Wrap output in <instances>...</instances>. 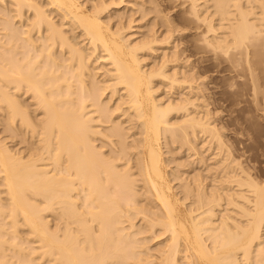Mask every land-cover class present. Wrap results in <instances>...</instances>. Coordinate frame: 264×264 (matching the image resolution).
<instances>
[{
	"label": "bare ground",
	"instance_id": "obj_1",
	"mask_svg": "<svg viewBox=\"0 0 264 264\" xmlns=\"http://www.w3.org/2000/svg\"><path fill=\"white\" fill-rule=\"evenodd\" d=\"M148 1L0 0V113L24 145L0 137V264H264V179L215 124L202 64L183 69L194 48L264 101V0H166L192 49ZM149 11L163 30L135 35ZM171 144L206 174L170 169Z\"/></svg>",
	"mask_w": 264,
	"mask_h": 264
},
{
	"label": "rangeland",
	"instance_id": "obj_2",
	"mask_svg": "<svg viewBox=\"0 0 264 264\" xmlns=\"http://www.w3.org/2000/svg\"><path fill=\"white\" fill-rule=\"evenodd\" d=\"M131 1H134V0H131ZM142 1L144 2V0H142ZM156 1H158L159 3L162 4V5L160 4V6H159V7H161L160 9L163 10L162 11V15L163 14H165L167 16L171 15L170 16V17H172L171 19H174V20H175V18H178L177 17L178 16L177 14H179V12H178L179 10H177V7L176 6H174V8L172 7L173 6L172 5V2L167 1V2H169V3H167L166 0H163V3L160 2L162 0H156ZM148 2H149L148 0H145L144 4H145V6L148 4L147 6L150 7V5H149L150 3H148ZM168 6L170 8L172 7L174 10L173 9H170ZM164 8H165V10H164ZM137 13H135V14H137L138 17L136 15H134V18L136 17L135 20H138V19L139 20L136 21L135 23L132 22L133 23V27H134V25L136 26V27H134V29L137 30V27L138 28L141 27L142 24L145 21H146V23L143 24V26H144L143 29H142V27L138 29L139 32L142 30L140 32V34H136V33H138V31L136 32L134 30L136 32L135 35H138L139 36V35H142V33H145L147 31V23L148 22H150L151 24H153L152 22L155 21L154 28L157 26V24L159 22H161L160 21L161 19L159 20V16L157 17L153 11H149L147 13L148 15L146 14L144 16H140L141 14L139 12H137ZM166 13H169V15L166 14ZM175 13H176V17H174L175 16ZM141 17H143V18H141ZM149 17H151V18H149ZM156 19H157L158 23H157ZM178 19H176L177 21L175 20V22H176V23L174 22L175 25H177V27H178V25H180V26L182 24H184V25H182L181 27L180 26L178 27V29H177L178 32L176 30L174 32L173 37L175 36L174 38L176 40L178 39V37H180L178 39V41H179V40H181V38H182V36L184 34L182 40L184 39L186 41L187 38H188V41H186L187 43L184 40H183L184 41L183 43H185V45L188 44L187 45L188 46L187 48L189 49V48H191L190 46H191L192 41H193L192 40L193 39L192 37L194 35L193 34L194 33L193 28L191 29L192 23H189V21H184V20H182L183 22H181V19H179V24H177L178 23ZM141 20H142V22H141ZM184 22H186V23H184ZM160 25L161 24H158V26L156 28L159 27L158 30L159 31H162L163 28H164V25H161L162 28H161ZM187 25H189L188 26L189 29L186 28ZM182 27H183L184 33L181 30ZM184 28H186V30ZM144 29H145V31H144ZM190 29L192 31H190ZM177 33H179L181 35H179ZM176 35H179V36H176ZM185 35H187L189 37H187ZM190 41H191V44L188 43ZM170 44H171V42L169 43V46H170ZM181 44L182 43H180L179 46H181ZM169 46L165 47V49L168 48ZM188 49H186V51L187 52H190L192 48L190 49V51ZM192 51L195 52L196 49L194 50V48H193ZM192 51H191L190 54L184 53V55L188 54L189 55V58H191V59L186 60L187 61V64L185 66L182 64L181 67L184 66L183 69H185L187 67L189 61L191 62V60L192 61L195 60V64L199 61L198 64H196V65H200V64L203 65V66L200 65L201 66L202 73H201V77L198 78L197 82L202 81V84H203L202 86H204L203 88L206 89V90H202L204 92L203 93L204 98L206 99L205 103L208 100L207 103H209V104H207V105H208V108L211 111L212 118L213 119L215 118L214 119L215 124L217 125V127L220 126L218 128H220L222 130L221 131L222 134H224V135L227 136V137L224 136V138H226V140L232 145L231 146L232 147L231 149H232L233 154L236 155L235 157H238L239 156L238 157V160L240 162L242 161V164L243 165L244 164H246V165L249 164L250 165V163H251L250 166H252V165L256 166V167H253L252 166V168H254L255 171H253V169L251 171L254 172V173H258L259 172V174H257V176L259 175L258 177L264 179V109H262V107H264V106H262V105H264V101H261V100H258V99H257V101L255 99L253 100V97L254 96L252 95V93H250L251 92L250 89H249L250 87H248L249 85L246 83V81H244V80H246V78L244 76H242V78L244 77L245 79L240 80L241 79V76H237L236 75L237 76L236 77L235 76V73L236 72L235 71L233 72V70L230 69V64L229 63H227L226 61H223V60L221 61V59H219V61H218V59H216L215 62H214V59L208 60V59H205L204 57L203 58L202 57L200 58V55L198 54L199 52H196L197 53L196 54L194 52L192 53ZM191 54H195V55H191ZM197 56H199V57H197ZM194 57L196 59H194ZM200 59H205V62H204V60H201V62H200ZM208 61H209V64L207 63ZM203 62L205 63V65L206 64L207 65L205 66ZM210 63H212L213 66ZM215 65H218V66H215ZM226 65H228V66H226ZM223 66H224L225 70H224V68H222ZM225 66L227 68L229 67L228 70H227V68ZM202 67H204V68L202 69ZM215 67H217L216 68L217 70L215 69ZM197 68H198V66H197ZM212 68L215 69V70H213ZM229 69L231 71H229ZM201 70H200V72H201ZM232 72L234 73V75H233ZM230 75H231V78L229 77ZM232 75H233V77H232ZM232 78L234 79L235 84L233 83V79ZM199 79H201V80H199ZM202 79L205 80V81H203ZM242 81H244V82H242ZM231 82H232V84H230ZM241 82H242V84H241ZM243 83L247 84L248 86L245 85V84L243 85ZM205 85H206L207 88L205 87ZM161 87H162V91H163V93H161V94L164 95L165 94L164 93L165 92L164 90H165V88L168 89V87H166V86H161ZM166 94H165V97H167L169 95V94L168 95H166ZM206 95L208 96V98H207ZM260 95L262 96L261 93H259V97H260ZM22 98L25 99V100H27V102H30V98H28L26 96H23ZM260 98L262 99V97H260ZM0 116H1L0 120L2 119L0 121V137H1L3 135V133L5 132V130L3 128L4 125H2L4 123V121H3V117L1 115V113H0ZM6 133H4L5 135L2 136V139H4V137H6L5 140H8L10 138L7 139V134ZM130 137L131 136H129V138ZM228 137L230 138V140H228L229 139ZM131 138L129 139L130 141H131ZM99 141H100V139H98V142ZM231 141H232V143H231ZM7 142L9 144H11L12 147H14L13 145H15V147H17L16 149H19V150H21V148H20L21 146L22 147L24 146V145H21V142L19 143L18 140L14 141V142L13 141H10L11 143L8 140ZM16 142H18V144ZM98 142H96V143H98ZM107 143L109 144V142H107ZM22 144H23V142H22ZM199 145H200V143H199ZM172 146L170 148H173V150L174 151H177V152H169L167 146H163V151L164 152L167 151L166 154H168V155L164 154L166 156V157L164 156V158L167 159V156L170 155L168 157L170 159V160L168 159L170 162L167 161L168 162V165H170V166H168L169 168L172 167V169L174 168V170H176V167L178 166L177 163H181L180 167L181 166H183V167H181V169H179L180 167H178V170H180L179 173L181 172L183 176H184L185 173L186 174L188 173L187 174V176H188V175L193 174V172L195 173L197 171H201L202 173H205L206 174V172L204 171L205 170V168H204L205 164H201V162H195V161L193 163H191V162L188 163L190 161V157H192V156H189V159H188L187 158L188 157V152L186 150H183V149L181 150V149H178L177 147H175V149H174V145H172ZM105 147L106 148H104V146H103V149L104 150H107L108 149L107 148V145H105ZM181 151H185V152H181ZM203 152H204L203 154L206 157L209 156V154H210L208 151H206V153H205V151H203ZM170 153H172V154L174 153L175 155L173 154V157H171L172 154H170ZM177 157H178V160L180 162L178 160H176ZM210 157H211V154H210L209 158L207 157L208 158L206 160V162L208 161L207 163H209V162L211 163ZM171 159H174V160H171ZM183 160H184L185 163L183 162ZM186 161H188V162H186ZM198 163H200V164H198ZM175 164H177V165H175ZM184 164H187V165H184ZM188 164L189 165L191 164V165L189 166ZM182 170H184L185 172L182 171ZM256 171H258V172H256ZM183 172H184V174H183ZM186 174H185V176H186ZM207 176L208 177H206V180H209L212 183L213 180H211L212 177H211L210 173ZM258 177H257L258 180H262V179H260ZM209 181L208 182L206 181V182L211 185V183ZM262 181H264V180H262Z\"/></svg>",
	"mask_w": 264,
	"mask_h": 264
}]
</instances>
